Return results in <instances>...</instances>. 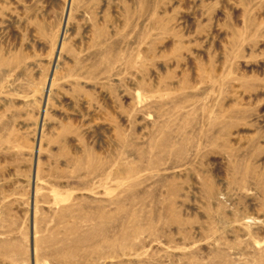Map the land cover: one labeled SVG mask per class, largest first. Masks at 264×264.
<instances>
[{
	"label": "rangeland",
	"instance_id": "1",
	"mask_svg": "<svg viewBox=\"0 0 264 264\" xmlns=\"http://www.w3.org/2000/svg\"><path fill=\"white\" fill-rule=\"evenodd\" d=\"M0 264H264V0H0Z\"/></svg>",
	"mask_w": 264,
	"mask_h": 264
}]
</instances>
